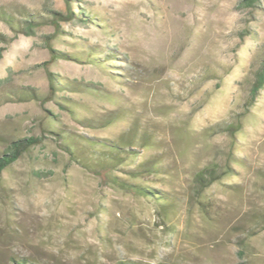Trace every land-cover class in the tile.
<instances>
[{
    "label": "rangeland",
    "instance_id": "rangeland-1",
    "mask_svg": "<svg viewBox=\"0 0 264 264\" xmlns=\"http://www.w3.org/2000/svg\"><path fill=\"white\" fill-rule=\"evenodd\" d=\"M246 1L0 0V135L41 139L0 175V264H264V89L244 110L264 59V0ZM11 19L41 24L27 36ZM114 111L122 117L107 127L89 123ZM237 116L233 145L205 132ZM132 126L149 132L156 146L143 155L165 169L134 183L169 194L167 215L62 146L116 141ZM226 158L230 176L207 191L204 219L187 202L192 173Z\"/></svg>",
    "mask_w": 264,
    "mask_h": 264
},
{
    "label": "trees",
    "instance_id": "trees-1",
    "mask_svg": "<svg viewBox=\"0 0 264 264\" xmlns=\"http://www.w3.org/2000/svg\"><path fill=\"white\" fill-rule=\"evenodd\" d=\"M257 0H247V6H253ZM51 23L57 25L60 15L52 13ZM69 15L72 16L71 12ZM10 20H8L9 22ZM15 24H11L20 30L22 34L27 36H33V31L41 23L33 20L29 21H16L12 20ZM0 40H5L0 36ZM50 42H48L49 46ZM53 53V52H52ZM55 59V55L51 56V61ZM41 66H45L42 64ZM47 72V78L49 81L50 92L54 93L59 88L58 83L54 80L53 75ZM264 89V59L261 61L258 70L254 73L253 82L250 85L248 97L244 105L245 113L248 112L256 99L259 96L260 91ZM28 91V90H26ZM90 93L99 94L103 96L101 91L94 90L89 87L87 89ZM10 93L16 96L20 101L26 100H41V98L30 92H18ZM54 94H52L53 96ZM243 114V113H242ZM240 115V114H239ZM121 115L117 111L108 114L99 121H91L89 123L107 127L110 124L121 119ZM46 130V129H45ZM242 130L241 116H237L232 122L218 123L214 126L205 129L206 133L212 132L213 134L226 135L231 140L233 145L234 137ZM47 131V130H46ZM50 132V131H47ZM51 133V132H50ZM57 137L64 143L68 144V141L72 140L71 137L56 133ZM84 144H81V149L76 151L72 144L67 146L62 145L72 159L80 164L86 171L97 175L102 181L108 182L115 189L121 190L125 193H129L133 196L144 198L148 202L152 203L156 208L162 211L163 215H167L175 209V204L170 201V195L151 189L147 185L141 183H134L135 181H141L145 177L159 176L164 173V167L162 166L163 160L158 155H143V152L155 147L154 139L151 137L148 131H140L135 126H132L128 131L116 140H98L94 138L81 137ZM6 142V149L0 155V175L7 171L12 165L18 162L27 152L32 148L38 146L41 143V139L38 137H29L24 139H13L7 141L2 135H0V143ZM230 154L227 153L226 156ZM141 158L140 161H137ZM229 160H225L222 165L217 162H209L206 165L194 170L191 176V181L187 189V202L189 205H193L198 208L199 213L204 219L209 218V202L206 198L207 191L215 184L220 183L223 179L230 176L231 167ZM230 161L231 160L230 158ZM124 165H129L128 169H120ZM122 172L126 179L120 178L115 175V172ZM257 222L264 221V215L257 218ZM5 264H44L36 261L35 259H15L10 258ZM119 264H141V263H128L121 262ZM160 264V263H158ZM162 264H180L178 262H165ZM239 264H248L246 261Z\"/></svg>",
    "mask_w": 264,
    "mask_h": 264
}]
</instances>
